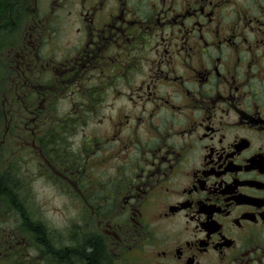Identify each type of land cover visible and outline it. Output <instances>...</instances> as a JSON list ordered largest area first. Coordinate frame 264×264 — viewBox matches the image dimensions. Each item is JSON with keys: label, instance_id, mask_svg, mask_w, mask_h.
Returning a JSON list of instances; mask_svg holds the SVG:
<instances>
[{"label": "flooded vegetation", "instance_id": "flooded-vegetation-1", "mask_svg": "<svg viewBox=\"0 0 264 264\" xmlns=\"http://www.w3.org/2000/svg\"><path fill=\"white\" fill-rule=\"evenodd\" d=\"M22 1L0 264H264V0ZM22 160L67 196L66 243L26 235Z\"/></svg>", "mask_w": 264, "mask_h": 264}, {"label": "rangeland", "instance_id": "rangeland-1", "mask_svg": "<svg viewBox=\"0 0 264 264\" xmlns=\"http://www.w3.org/2000/svg\"><path fill=\"white\" fill-rule=\"evenodd\" d=\"M1 43L0 49L3 46ZM24 169L28 172V179L22 181L23 183L18 189L20 196L13 200L16 203H20L22 200L27 206L26 235L47 238L50 244L57 240L66 243L68 237L72 236L73 230L78 227L72 221L73 211L67 207V204L64 206V203H68L67 196L58 191L54 185L56 181L47 180L48 178L41 177L37 173L39 169L36 162L22 160L21 166L17 164L14 167V172H22ZM17 219L19 220V213H17ZM13 228L19 230V226H13ZM79 229L84 230L85 228ZM119 264H137V261L133 260L127 263L120 260Z\"/></svg>", "mask_w": 264, "mask_h": 264}, {"label": "trees", "instance_id": "trees-1", "mask_svg": "<svg viewBox=\"0 0 264 264\" xmlns=\"http://www.w3.org/2000/svg\"><path fill=\"white\" fill-rule=\"evenodd\" d=\"M23 6L22 0H0V40L6 39L12 31V20L18 16V10ZM10 23V26H9ZM50 246V242L47 241Z\"/></svg>", "mask_w": 264, "mask_h": 264}]
</instances>
